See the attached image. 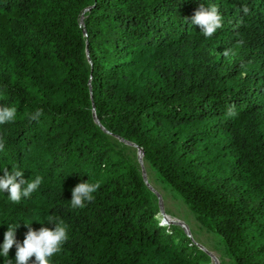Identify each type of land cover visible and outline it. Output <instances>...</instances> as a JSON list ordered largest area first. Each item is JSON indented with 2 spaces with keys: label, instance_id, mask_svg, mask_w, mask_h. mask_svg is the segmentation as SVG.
Masks as SVG:
<instances>
[{
  "label": "trees",
  "instance_id": "trees-1",
  "mask_svg": "<svg viewBox=\"0 0 264 264\" xmlns=\"http://www.w3.org/2000/svg\"><path fill=\"white\" fill-rule=\"evenodd\" d=\"M200 4L222 17L210 38L191 24ZM4 105L17 116L0 125V177L17 166L42 183L19 203L0 191V245L9 223L22 243L24 223L54 229L52 216L69 239L50 264H210L161 224L125 139L230 264H264V0H0ZM89 180L101 185L94 201L73 208Z\"/></svg>",
  "mask_w": 264,
  "mask_h": 264
},
{
  "label": "clouds",
  "instance_id": "clouds-1",
  "mask_svg": "<svg viewBox=\"0 0 264 264\" xmlns=\"http://www.w3.org/2000/svg\"><path fill=\"white\" fill-rule=\"evenodd\" d=\"M191 24L199 26L203 35L206 38H210L217 29L222 27V17L215 5L205 7L204 4H200L199 8L191 17ZM230 54V49H225L222 53L224 57H228ZM42 114L43 109H37L31 114L30 119L32 121H38ZM226 115L229 117L236 115L235 105L227 107ZM16 116L17 108L7 105L0 106V125L13 122ZM4 147L5 141L3 138H0V151H3ZM22 177L23 171L17 166H13L11 171L5 168L3 177H0V191L8 192L12 202L19 203L22 197L30 198L42 183V177L40 176H36L30 181H26ZM100 187L101 185L98 181L91 182L89 180L77 184L71 192L70 203L72 207L84 208L86 202H93L95 199L93 194ZM48 223L55 224V228L49 229L48 227H41L39 230H35L31 226L33 223H24L27 227V232L22 243L16 239L20 224L9 223L8 230L4 233L3 244L0 245L2 247L0 256L7 258L10 250L15 246V264H29V261L33 257H35V264H50L49 258L58 254L62 249V245L68 241L69 226L60 217L50 216ZM8 264H11V261H8Z\"/></svg>",
  "mask_w": 264,
  "mask_h": 264
},
{
  "label": "rangeland",
  "instance_id": "rangeland-1",
  "mask_svg": "<svg viewBox=\"0 0 264 264\" xmlns=\"http://www.w3.org/2000/svg\"><path fill=\"white\" fill-rule=\"evenodd\" d=\"M211 52L217 57L221 55L217 45L211 47ZM119 141L130 147V152H132L140 163L142 172L146 175L149 186L151 187V191L159 199V208L161 205L164 213L169 215L173 222L181 223L182 225L178 224V226L181 227L187 235H190L193 241L200 245L207 254L211 255L212 261L210 264H230L228 258L223 255L220 237L211 232H206L201 228L195 215H193L188 206H186L183 199L172 189L164 187L153 168L147 162H144V157L140 150L126 142L124 143L122 140ZM161 223H163V221H161Z\"/></svg>",
  "mask_w": 264,
  "mask_h": 264
},
{
  "label": "water",
  "instance_id": "water-1",
  "mask_svg": "<svg viewBox=\"0 0 264 264\" xmlns=\"http://www.w3.org/2000/svg\"><path fill=\"white\" fill-rule=\"evenodd\" d=\"M95 118H96V116H95ZM97 120V119H96ZM124 143L126 142L127 144H130V145H132V146H134V147H136L137 148V146L135 145V144H133V143H131V142H129V141H127V140H123V139H121ZM138 149V148H137ZM138 150H140V149H138ZM140 152H141V154L143 155V153H142V151L140 150ZM143 176H144V180H145V183H147V185H148V187L151 189V187L149 186V183H148V180H147V178H146V175H144V173H143ZM160 212H161V214L162 215H164L165 213H164V211H163V209H162V207H161V205H160ZM170 222V223H169ZM168 222V224H180V225H182L181 223H177V222H173V221H169ZM189 237H191L190 235H189ZM197 244V243H196ZM198 245V244H197ZM200 248H201V246L200 245H198ZM202 249V248H201ZM203 250V249H202ZM204 251V250H203ZM207 253V252H206Z\"/></svg>",
  "mask_w": 264,
  "mask_h": 264
},
{
  "label": "built area",
  "instance_id": "built-area-1",
  "mask_svg": "<svg viewBox=\"0 0 264 264\" xmlns=\"http://www.w3.org/2000/svg\"><path fill=\"white\" fill-rule=\"evenodd\" d=\"M159 218L161 221H163V223H161L163 226H167L168 222L172 221L171 217L169 215H166V214L162 215L160 213Z\"/></svg>",
  "mask_w": 264,
  "mask_h": 264
}]
</instances>
